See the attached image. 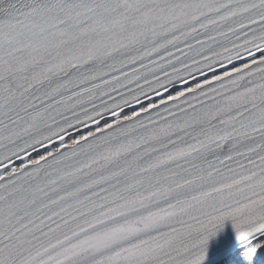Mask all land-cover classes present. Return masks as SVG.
<instances>
[{
  "label": "snow or ice",
  "instance_id": "6c2138e0",
  "mask_svg": "<svg viewBox=\"0 0 264 264\" xmlns=\"http://www.w3.org/2000/svg\"><path fill=\"white\" fill-rule=\"evenodd\" d=\"M0 264H264V0H0Z\"/></svg>",
  "mask_w": 264,
  "mask_h": 264
}]
</instances>
